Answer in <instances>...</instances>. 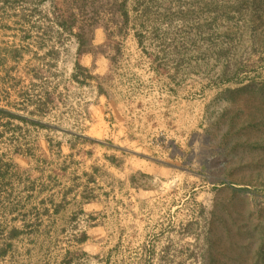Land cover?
<instances>
[{"label": "rangeland", "instance_id": "1", "mask_svg": "<svg viewBox=\"0 0 264 264\" xmlns=\"http://www.w3.org/2000/svg\"><path fill=\"white\" fill-rule=\"evenodd\" d=\"M66 1L0 0V97L11 100L0 105L37 111L61 137L84 133L88 105L108 98L110 118L118 105L148 114L151 153L178 166L116 255L90 246L71 264H264V0H128L129 23L110 40L115 0H97L104 19L82 57L60 25ZM68 1L79 26L86 0ZM77 61L93 76L83 84Z\"/></svg>", "mask_w": 264, "mask_h": 264}, {"label": "crops", "instance_id": "2", "mask_svg": "<svg viewBox=\"0 0 264 264\" xmlns=\"http://www.w3.org/2000/svg\"><path fill=\"white\" fill-rule=\"evenodd\" d=\"M108 102L88 105L84 133L61 137L54 126L0 117V264H71L90 246L107 260L138 226L131 218L159 176L178 168L147 146L148 114L139 120L118 105L110 118L101 111ZM0 108L37 120V111ZM82 216L90 218L84 231ZM109 245L113 252L105 251Z\"/></svg>", "mask_w": 264, "mask_h": 264}, {"label": "trees", "instance_id": "3", "mask_svg": "<svg viewBox=\"0 0 264 264\" xmlns=\"http://www.w3.org/2000/svg\"><path fill=\"white\" fill-rule=\"evenodd\" d=\"M114 12H113V21L117 25V28L115 30L110 31V27L107 25H104L105 30L107 31V39L110 40L116 35H122L124 33V28L129 23L130 18V11L128 6V0H115L114 3ZM84 9L87 10L86 14L88 16L87 19L83 20L81 24L78 26V7H73V5L70 4V2L67 0L66 3H64V14H62L63 22H61L60 25H63L65 27H68L71 31V33L76 37L78 40V55L83 56L88 53H92L94 51V32L95 29L98 27V24H100V21H102L104 18L102 16V10L99 6L97 0H86V3L84 4ZM80 23V22H79ZM76 29V30H75ZM76 69L81 71V73L84 75V73H88L84 78H80L79 74L76 73L74 75V78L80 83H85L86 79L93 77L90 73V69L86 66H83L80 61L76 62ZM104 89L102 86H99V93H103ZM0 117H8L11 119H18L24 122H30L35 125H39L41 127H50L47 123H43L39 120H34L28 117H25L23 115H20L18 113H14L11 111H8L6 109L0 108Z\"/></svg>", "mask_w": 264, "mask_h": 264}]
</instances>
